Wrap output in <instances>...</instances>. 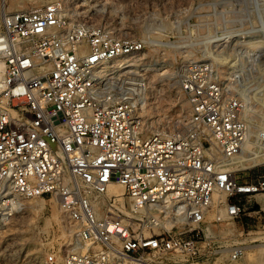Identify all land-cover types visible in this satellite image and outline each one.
Here are the masks:
<instances>
[{
  "label": "built area",
  "instance_id": "built-area-1",
  "mask_svg": "<svg viewBox=\"0 0 264 264\" xmlns=\"http://www.w3.org/2000/svg\"><path fill=\"white\" fill-rule=\"evenodd\" d=\"M1 13L0 222L22 200H53L77 249L51 248L43 264L241 259L243 242L217 226L253 205L264 212V175H238L252 125L216 55L184 64L187 112L174 115L160 110L161 88L138 57L144 40L64 0Z\"/></svg>",
  "mask_w": 264,
  "mask_h": 264
},
{
  "label": "rangeland",
  "instance_id": "rangeland-1",
  "mask_svg": "<svg viewBox=\"0 0 264 264\" xmlns=\"http://www.w3.org/2000/svg\"><path fill=\"white\" fill-rule=\"evenodd\" d=\"M48 1L0 0V14L2 10H23ZM64 1L77 5L94 20L113 26L120 34L146 42L147 46L138 57L145 65L149 64L145 67L150 79L161 88L160 110L170 114L182 116L187 112L176 82L184 64L216 55L218 74L227 85L237 87L245 99L252 125L253 154H264V150L252 142L254 134L257 132L261 137L259 131L264 130V0ZM243 168L246 169L238 173L241 178L264 175V160ZM256 199L262 205L261 200ZM18 204V211L0 222V264H43L51 248L71 249L72 230L64 219L53 218L54 207L61 217L53 200L34 198ZM263 223L264 212L261 211L250 216L241 215L238 222L231 224V232H228L229 223H222L217 229L220 236L243 242L245 254L253 257L261 250L254 246L264 244L260 227ZM252 237L260 241L250 242ZM243 257L232 264H264V259ZM53 264H62L59 255ZM160 264L204 263L190 260L171 263L163 258Z\"/></svg>",
  "mask_w": 264,
  "mask_h": 264
},
{
  "label": "bare ground",
  "instance_id": "bare-ground-1",
  "mask_svg": "<svg viewBox=\"0 0 264 264\" xmlns=\"http://www.w3.org/2000/svg\"><path fill=\"white\" fill-rule=\"evenodd\" d=\"M122 35V34H121ZM120 62V61H118ZM147 67L149 64H146ZM251 140H247L245 141V143L243 144V148H242V151L240 152V155L237 159V163L241 165V168H243L244 166L248 165L249 166L251 164H255L261 160H264V154L260 155V154H253V150H252V144L250 142ZM109 194H113L115 196H117V198L120 200L122 198V188L118 185H114L112 188L109 189ZM256 198L260 199L261 202H262V206H264V195L263 194H257L255 196ZM18 207H19V204H18ZM18 209V208H17ZM53 211V212H52ZM51 212L53 213V218L55 220H62L63 221V218L62 216L60 217L58 215V212L57 210L55 209V207L53 208ZM51 213V214H52ZM231 223H230V229H228V232H231ZM233 228V227H232ZM263 237V236H262ZM254 247H257V248H260L261 250H259L255 256L252 257V255L248 256L247 254L244 255L243 258H257V259H264V244L263 245H259V246H254ZM77 248L74 247V246H71V250H76ZM123 264H133V262L131 261H124Z\"/></svg>",
  "mask_w": 264,
  "mask_h": 264
},
{
  "label": "crops",
  "instance_id": "crops-1",
  "mask_svg": "<svg viewBox=\"0 0 264 264\" xmlns=\"http://www.w3.org/2000/svg\"><path fill=\"white\" fill-rule=\"evenodd\" d=\"M247 207L248 205L246 204V208ZM257 210H258L257 205H253L251 208L248 207V209L242 215L250 216L251 214H255Z\"/></svg>",
  "mask_w": 264,
  "mask_h": 264
}]
</instances>
